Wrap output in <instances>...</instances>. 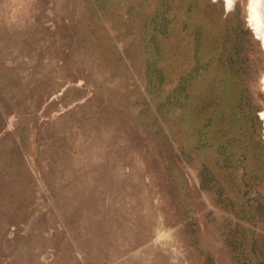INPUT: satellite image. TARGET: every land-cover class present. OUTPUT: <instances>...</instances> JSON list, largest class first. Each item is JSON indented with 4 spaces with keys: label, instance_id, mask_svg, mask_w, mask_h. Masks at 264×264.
<instances>
[{
    "label": "rangeland",
    "instance_id": "1",
    "mask_svg": "<svg viewBox=\"0 0 264 264\" xmlns=\"http://www.w3.org/2000/svg\"><path fill=\"white\" fill-rule=\"evenodd\" d=\"M247 2L0 0V264H264Z\"/></svg>",
    "mask_w": 264,
    "mask_h": 264
},
{
    "label": "clouds",
    "instance_id": "2",
    "mask_svg": "<svg viewBox=\"0 0 264 264\" xmlns=\"http://www.w3.org/2000/svg\"><path fill=\"white\" fill-rule=\"evenodd\" d=\"M237 0H224L225 12H231ZM247 27L253 36L264 48V0H248L247 2Z\"/></svg>",
    "mask_w": 264,
    "mask_h": 264
}]
</instances>
